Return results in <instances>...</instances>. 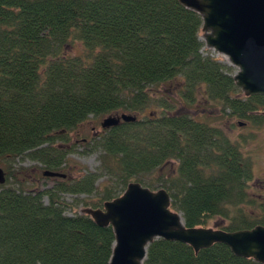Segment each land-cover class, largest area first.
<instances>
[{
    "label": "trees",
    "instance_id": "trees-1",
    "mask_svg": "<svg viewBox=\"0 0 264 264\" xmlns=\"http://www.w3.org/2000/svg\"><path fill=\"white\" fill-rule=\"evenodd\" d=\"M201 27L177 0H0V264H108L112 228L65 215L72 205L63 196L102 208L131 182L164 188L188 228L214 219L228 232L264 226V188L249 191L246 139L178 110L210 105L223 118L264 125V98L244 99L231 68L202 53ZM113 114L136 121L78 140L83 152L98 153L95 171L42 191L13 175L23 156L62 173L71 132ZM143 264L259 263L222 244L195 255L159 239Z\"/></svg>",
    "mask_w": 264,
    "mask_h": 264
},
{
    "label": "water",
    "instance_id": "water-1",
    "mask_svg": "<svg viewBox=\"0 0 264 264\" xmlns=\"http://www.w3.org/2000/svg\"><path fill=\"white\" fill-rule=\"evenodd\" d=\"M177 2L200 16L205 48L237 69L232 80L242 95L264 97V0ZM260 115L264 119V110ZM134 121L135 116L120 114L104 118L100 127L106 130ZM43 176L66 177L50 171H44ZM5 181V172L0 167V186ZM79 214L89 216L99 227L112 228L114 244L108 264H143L147 248L159 239L186 244L195 255L222 244L235 256L264 264V226L233 232L188 228L181 214L171 209V198L164 188L150 190L131 182L121 196L104 202L102 208H83Z\"/></svg>",
    "mask_w": 264,
    "mask_h": 264
},
{
    "label": "rangeland",
    "instance_id": "rangeland-1",
    "mask_svg": "<svg viewBox=\"0 0 264 264\" xmlns=\"http://www.w3.org/2000/svg\"><path fill=\"white\" fill-rule=\"evenodd\" d=\"M202 36V33H201ZM200 40L202 41V37ZM204 55H210L217 58L222 65L231 68V74L234 75L237 71L235 67L229 65V63L223 57L217 55L215 52L205 48L202 52ZM75 54L72 50L71 55ZM177 90L173 86L166 87V94L173 98ZM242 95V93H241ZM181 112H186L191 116L203 115L208 117V120L212 125L219 126L231 139H241L245 138L247 145L245 146V151L249 152L250 158L253 166V177L249 182V191L254 193H259L264 188V125L263 127H257L250 122L243 124V120L230 119L229 117L223 118L220 116L219 109L213 108L210 105H197L190 110H186L183 103L178 107ZM262 112V111H261ZM259 112V113H261ZM114 116L120 114H113ZM262 117V116H261ZM104 119V118H103ZM90 119L81 125L78 129L74 130L70 134V144L72 146V153L68 155V166L63 169L62 173L65 174L66 178L69 180H74L81 175V172L85 170L95 171L99 165L98 153H86L83 152V147L78 143V140L82 138H90L94 135L101 133L102 129L100 124L102 120ZM12 173L16 179L24 181L29 180L32 182L35 190L42 191L52 188L59 178H51L43 176V172L46 171L39 162L30 160L28 157L23 156L12 164ZM2 168V166H0ZM154 178V177H153ZM102 180V179H101ZM100 180V182H101ZM29 182V183H30ZM15 186V185H14ZM154 189V188H153ZM84 195L73 196L64 195L63 201L67 205H72L65 209V215L72 216L75 213H79L83 208L81 203H75L76 199H84ZM43 203L48 204V198L43 197ZM223 222L219 219L211 220L208 227L220 229L223 226Z\"/></svg>",
    "mask_w": 264,
    "mask_h": 264
},
{
    "label": "flooded vegetation",
    "instance_id": "flooded-vegetation-1",
    "mask_svg": "<svg viewBox=\"0 0 264 264\" xmlns=\"http://www.w3.org/2000/svg\"><path fill=\"white\" fill-rule=\"evenodd\" d=\"M244 99H248V98H251V97H244L243 95H241ZM252 97H260V96H252ZM263 97V96H262ZM264 98V97H263ZM263 110H264V108H263ZM263 110H260V112L261 111H263Z\"/></svg>",
    "mask_w": 264,
    "mask_h": 264
},
{
    "label": "bare ground",
    "instance_id": "bare-ground-1",
    "mask_svg": "<svg viewBox=\"0 0 264 264\" xmlns=\"http://www.w3.org/2000/svg\"><path fill=\"white\" fill-rule=\"evenodd\" d=\"M225 59V58H224Z\"/></svg>",
    "mask_w": 264,
    "mask_h": 264
}]
</instances>
